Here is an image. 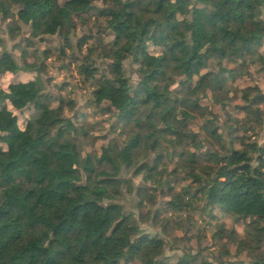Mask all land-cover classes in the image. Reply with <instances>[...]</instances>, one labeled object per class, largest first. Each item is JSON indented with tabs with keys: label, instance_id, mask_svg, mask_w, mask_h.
<instances>
[{
	"label": "clouds",
	"instance_id": "9594fccd",
	"mask_svg": "<svg viewBox=\"0 0 264 264\" xmlns=\"http://www.w3.org/2000/svg\"><path fill=\"white\" fill-rule=\"evenodd\" d=\"M126 2L115 0L101 6L119 9ZM63 4L64 0H57L59 8L62 9ZM239 4L240 0H233L225 6L231 17L227 32L235 34L234 38L225 41L229 46L225 64L236 69L237 83L217 84L219 61L216 58H202V66L191 68L193 75L189 77L186 61L197 49L190 31L178 35L176 39L186 40L188 51L185 55L177 54L170 61L160 88L162 93L164 85L169 90L161 96V101L166 96L177 95L184 100L188 93H177L176 89L180 80L190 79L194 92L191 99L204 101V106L196 111L188 107L173 110L170 105L158 107L156 101L145 99L139 105L132 103L135 115L126 125L116 129L112 128L113 121L121 108L130 102L122 100L111 117H106L103 109L111 104V100L97 103L98 98L91 93L95 88H106L105 96L110 97L114 89L122 87L117 80L126 81L129 95L138 87L155 91V84L146 78L167 55L168 48H156L151 39H147L148 52L155 59L151 67L139 68L132 63L135 53L131 50L134 48L131 41H128L131 46L128 51L124 50L123 44L120 49L113 50L109 38L93 33L94 39L81 49L76 46L79 38L76 27L71 28L70 36L69 28H65L59 46L66 55L61 56L56 51L52 65L62 68L63 74L50 87L54 91V86L61 80H70L72 86L65 93L54 94L66 103L75 101V106L61 110L59 100H56L47 109L33 113L35 119L31 130L15 144L0 139V207L10 201H19L34 209L41 221L37 229H28L24 239L12 245L0 258V264H21L25 248L33 241H40L41 249H49L51 245L49 256L61 250V245L70 248L71 254L63 264H113L114 261L118 264H149L165 256L183 255L189 246L200 251L209 264H264V105L251 104L253 97L264 95V91L254 90L255 83H260L264 89V78L250 82L246 75L264 68V49L261 56L248 60L241 58L240 51L252 36L259 35L264 42V0H245L243 7ZM195 7V3L188 5V17ZM174 10L175 0L169 6V11ZM17 11V6L11 3L0 8V36L5 42L0 47V54L11 51V44L19 43L27 30L28 25L19 19ZM149 15L137 12L133 25L137 21L143 22ZM72 16L75 17L74 12ZM83 19L82 15L78 25L81 35L92 28L91 24H83ZM14 21L24 30L13 33L15 39L10 40L8 26ZM101 43L107 44L112 56L123 63L124 67L118 73L114 65L109 68L105 54L99 51ZM209 43L205 42L198 51L205 53ZM33 50L21 46L14 53L16 59L0 64V82L11 84L13 97L27 99L29 103L28 89L21 90L18 78L24 72H31L39 80H45L51 74L47 69H40L34 61L24 63ZM252 60L261 61L255 69L251 67ZM82 65L99 67L100 72L90 79H85L83 74L77 76ZM241 65H245L243 70ZM87 101H92V106L83 109L82 105ZM237 103H247V111L235 108ZM77 111L87 112L88 117L66 130L68 134L59 141V145L65 147L60 151L57 145L58 155L46 146L50 143L46 138L40 148L29 152V157L24 156L27 145L35 143L36 138L47 130L51 119L62 116L71 119ZM150 113L153 115L151 120L148 119ZM161 129H171L176 135H164ZM6 137L8 131H0V138ZM98 144L102 148H98ZM157 157L161 159L157 161ZM12 164L17 166L12 168ZM250 180L260 186L250 185ZM58 185L64 187L58 188ZM52 191H57L59 196L49 201L47 194ZM248 191H251L250 196L242 195ZM32 192L36 193L34 197L30 196ZM226 196L228 199H224ZM169 200L175 202V208L166 206L165 202ZM88 202L96 205L91 214L81 213L73 219L74 210ZM109 206L117 207L109 213ZM23 214L17 208L5 223L13 224ZM64 221L73 232L81 233L79 237L63 232L54 236V230ZM28 223H31L30 219ZM149 235L162 240V245H146L130 261L133 245L139 246V238ZM53 239L57 244H51ZM46 261L47 256L40 264H46ZM169 264H175V261Z\"/></svg>",
	"mask_w": 264,
	"mask_h": 264
},
{
	"label": "trees",
	"instance_id": "16d2710c",
	"mask_svg": "<svg viewBox=\"0 0 264 264\" xmlns=\"http://www.w3.org/2000/svg\"><path fill=\"white\" fill-rule=\"evenodd\" d=\"M97 1L100 0H64L63 8L61 9L57 5V0H0V8L6 3L16 5L18 9L16 14L19 19L24 21L25 25L31 26V37L21 43L24 46L36 44L32 40L33 38L56 36L62 40L65 35L66 27L69 28L68 35L70 36L72 34V27H76L77 31L78 22H81L82 15L84 17L83 24H86L90 20L89 15H93L94 12H97L96 21H103L105 26L103 31H110L114 36V41L111 43V49H120L123 44L125 45L124 50L128 51L131 47L128 45V41H131L132 45H134V48L131 50L135 53L133 58L134 61L140 65V68L151 67L152 62L155 59V56L150 55L148 52V45L145 42L147 39H151L154 47L168 48L167 55L161 58L160 63L156 64L150 75L146 78V80L155 84V91H151L144 87H138L129 95L126 91V81L117 80V83L121 84L122 87L114 89L110 97L105 96L107 91L106 88H95L91 93L94 97L98 98L96 101L97 103H103L105 99L111 100V104L103 109V114L110 116L113 114L114 108L120 107V102L122 100L130 102L127 107L121 108L117 118L112 124L113 129L126 125V123L135 115V112L132 109V103L139 105L142 104L145 99L149 98L156 101L158 107L161 104H167L172 106L173 110L188 107L191 110L196 111L203 107L201 100L191 99L194 92L190 79L180 80V86L176 89L177 93H180L181 91L188 93V95L184 97V100H181L179 95H177L175 97L166 96L165 99L161 101V96L169 90L167 85L163 86L164 93L160 91V88L161 82L167 76L166 69L170 66V61L174 59L177 54L185 55L188 51L186 40L176 39L178 35L183 36L190 31V38L194 41V48L197 49L195 54L186 61L185 67L189 77L193 75L190 71L191 68L202 66V58H216L219 61L216 73L218 85L227 86L229 83L235 84L239 79L236 75V69H230L228 65L225 64V61L228 60L229 47L225 41L234 38L235 35L227 32V25L231 22V17L229 16V13L225 11V6L231 4L233 0H175L174 11H169V6L172 5L173 0H127V2L119 9L110 7L102 9L98 8L95 6ZM102 1H104L106 5L115 2V0ZM193 3L196 4V7L191 9L192 15L191 17H188V5ZM244 3L245 0H240L239 7H243ZM145 5H148L149 7L145 8ZM208 5H215V7L210 8ZM73 12L75 13L74 18L72 16ZM137 12L150 13V15L143 22L137 21V23L133 25L132 20L136 17ZM121 16H123V19H121ZM100 28H102V25ZM134 28L137 30L134 31ZM91 38L92 37L88 36L79 39L77 44L78 48L83 49L84 46L92 40ZM249 39L250 40L247 41L244 47L240 50L241 58L245 60L261 56L262 48L264 47V42H261V37L259 35L252 36ZM171 41L175 42L169 45V42ZM208 41H210V43L208 44L207 51L205 53H200L198 48L203 47V44ZM60 50L63 55H66L62 47H60ZM104 54L109 68L114 65L117 73L123 69V63H120L112 56L109 48ZM45 55L48 57V53H45ZM156 55L158 56L159 54L157 53ZM33 56L36 62L41 60L39 52L36 51ZM14 59L16 58L3 55L0 57V64ZM85 59L87 60V57ZM262 60H264V57H262ZM74 62L76 61H73V63ZM260 62L261 61L259 60H252L251 67H257ZM229 63L231 62L229 61ZM244 67L245 65H241V70H243ZM262 69L264 71V68ZM99 72V67L82 65L81 70L78 73L79 75L83 74L85 79H90L93 75ZM208 75L212 76L213 73H208ZM246 75L250 76L251 72H248ZM19 85L21 86V90L24 88L28 89L31 103H29L27 99L13 97L12 92L14 90L12 85H10L7 92L0 91V131H8V137L0 139H8L11 144H15V142L22 138L26 132L31 130L35 118L33 116L26 128L22 130L18 125V118L7 108V102L14 110L25 111L34 107L36 110L35 113H39L41 110L47 109L48 106L56 100L55 96L45 92V89L41 87V82L39 80L30 81L28 83H19ZM254 90L257 92L262 91L258 85H255ZM142 93H146L147 95L142 97ZM242 99L246 100L247 97H243ZM185 101H190V103H186ZM59 103L61 110L65 107L75 106V101L66 103L64 100L60 99ZM251 104L264 105V95H256L253 97ZM90 105L92 106V101H90ZM222 107H226V105H223ZM248 107L249 105L247 103L235 105V108H239L242 112L247 111ZM80 116V113L77 111L71 119L67 116L59 117V119H51L47 126V130L36 138L35 143L27 145L24 156L29 157V152H34L40 148L42 146L41 142L45 141L46 138L50 141L46 146L53 153L58 155L59 152L57 151V145H59V141L68 134V131L66 130H71L79 123L78 118ZM148 119H153L151 113L148 115ZM185 127H188V125L185 124ZM161 132L164 135H176L171 129H161ZM64 147V145H59L60 151H62ZM64 155L67 156L68 153L65 152ZM156 159L159 161L161 158L157 157ZM262 159H264V157H262ZM16 166L17 165L15 164L10 165L12 168H15ZM232 174H235V170ZM248 183L255 187L260 186L255 180H250ZM57 187L63 188L64 185H58ZM35 195V192L30 193L31 197H34ZM242 195L250 196L251 191L243 193ZM58 196L59 193L57 191H52L47 194V199L51 201ZM41 199H44V197H41ZM224 199H228V197L226 196ZM165 203L169 209L176 207V204L173 201L169 200ZM95 207L96 205L94 202H88L82 208L78 206L73 212V219L81 213L85 216L90 215ZM116 207L117 206H109L108 212L111 213ZM17 208H20L21 212L24 214L18 217L13 224L5 223ZM224 211L227 212V209ZM157 212H159V209H157ZM29 219L31 220V223H28ZM40 222L41 221L36 217L35 210L28 208L27 205H23L19 201H10L3 205V207H0V258H3L7 254L12 245L24 239V235L28 229H37ZM119 227L120 226L118 225L117 230ZM62 232L65 234L71 233L76 237H79L81 234L80 232H73L67 221L62 222L56 227L54 230V236L59 235ZM5 237H7L6 241L4 240ZM139 240V246L133 245L132 250H130L132 251V255L129 257L130 261L134 259L138 252L143 250L144 246L159 247L163 243L162 240H158L157 237L151 235L148 237L141 236ZM39 244L40 241H33L29 247L25 248L24 253L20 258L21 264H40V261L45 256H47L46 264H63V260L69 256L72 251L70 248L66 249L61 245L59 246L61 250H58L49 256L48 253L51 245L49 249H41ZM51 244L55 245L57 244V241L53 239ZM169 262V257L165 256L162 260L150 261L149 264H169ZM113 264H118V262L114 261ZM176 264H209V262L198 255L193 256L185 254L184 257H179L177 259Z\"/></svg>",
	"mask_w": 264,
	"mask_h": 264
},
{
	"label": "rangeland",
	"instance_id": "374dc122",
	"mask_svg": "<svg viewBox=\"0 0 264 264\" xmlns=\"http://www.w3.org/2000/svg\"><path fill=\"white\" fill-rule=\"evenodd\" d=\"M102 4L103 5H106L104 3V1L100 0V1H97L95 3V6H97L98 8H101V9L102 8H105V7H102L101 6ZM96 15H97V12H94L93 15L92 14L89 15L90 20L86 23V24H91L92 25V28L89 31H85L83 33V35H81L80 34L79 27L77 28L76 35L79 38L77 39L76 46L78 44V40L81 39L82 37H88V36H90V37H92L91 39L93 40L94 39V35L95 36H103V37L109 38L111 43L114 41L113 40L114 39V36L110 33V31H103V29L105 27L103 21H100V22H97L96 21ZM80 23L81 22H78V25H80ZM101 25H102V28H100ZM8 29H9V39L10 40L15 39V36L13 35V33H17L18 34L19 32H21V31L24 30L23 27L20 24L16 23L15 21L12 24H9ZM31 32H32L31 26L28 25L27 30L25 31L24 36L20 39L19 43H13V44H11V51H5V52H3L2 54H0V57L3 56V55H8V56L14 57V53H16L20 49L21 46H24L21 43L24 40L29 39L31 37L30 36ZM93 33H94V35H93ZM32 40L36 44H33V45L30 44L29 46H27V45H25V46L28 47V48L34 49V50H33L32 54L28 57V59L26 61H24V63L26 64V63H29V62L34 61L35 63H37L39 65V68H41L42 70L47 69V70L50 71L51 74L48 75L47 79H45V80H39L38 77H33L31 72H24L18 78V83H28L30 81L39 80L41 82V87L45 89V92H47L49 94H52L53 96L56 97V100H59V102H60V97L56 96L54 94V92L65 93L72 86L70 80L63 79L58 84H56L54 86V91H53V88L50 87V86L53 85V82L59 80L60 77L63 74V69L62 68H53V66H52L53 63H55V61L53 60V56H54V53L56 51H59L60 52V55L61 56H64L62 54V51L60 50V46H59V42L61 41V39L55 36V37L33 38ZM92 40H90V41H92ZM4 43L5 42H4L3 38H2V36H0V47H2L4 45ZM262 49H264V47ZM99 50H101L102 53L106 52L108 50V45L105 44V43H101L99 45ZM36 51L39 52L40 55H41L40 56V59L41 60L39 62H36L35 61V58L33 56V54ZM45 53H48V57H47V55H45ZM21 56H22V54H21ZM14 58H16V57H14ZM44 60H47V61H49L51 63H48V64L42 63L41 61H44ZM132 63L133 64H136L140 68V65L136 61H134V58L132 60ZM252 68L255 69L256 67H252ZM77 76H79V73L78 72H77ZM261 78H264V71H263L262 68H259V70L255 71L254 74L251 72V75L248 76V79H249L250 82L258 81ZM236 83H237V81H236ZM10 85L11 84L4 85L2 82H0V91L7 92L9 90ZM255 85H258L261 88L260 83H255ZM261 90L264 91V89H261ZM240 104H242V103H237L236 105H240ZM6 105H7V108L11 112H13V114L18 118V125H19V127L22 130H24L26 128L27 124L29 123V121L32 120L33 113L36 112L35 108L34 107H31V108H29V109H27L25 111H19V110H14L12 108V106L10 104H8V102H7ZM202 105L204 106V101H202ZM90 107H91L90 101H87V102H85L82 105V108L83 109H88ZM78 112L81 115L78 118V122L81 121L82 119H87V117H88L87 112H81V111H78ZM103 115L106 116V117H111L110 115H107V114H103ZM97 147L98 148H102V145L98 144ZM192 219H195V217H192ZM191 230L192 229H189V231H191ZM185 254H187V255H193V256L194 255H198L199 257L204 258L203 255H202V253L200 251L194 249L191 246H189L188 251ZM185 254L178 255V256H175V257H173V256H167V257H169L170 262L174 260L175 261V264H176L177 259L179 257H184Z\"/></svg>",
	"mask_w": 264,
	"mask_h": 264
}]
</instances>
